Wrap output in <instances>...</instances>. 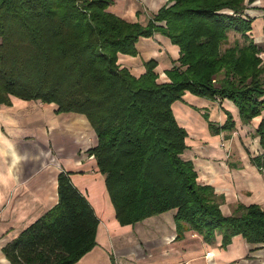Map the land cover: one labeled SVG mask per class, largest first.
<instances>
[{"label": "trees", "instance_id": "16d2710c", "mask_svg": "<svg viewBox=\"0 0 264 264\" xmlns=\"http://www.w3.org/2000/svg\"><path fill=\"white\" fill-rule=\"evenodd\" d=\"M245 1L170 0L142 24L112 12L113 0H0V106L15 96L86 116L97 138L88 153L120 224L176 209L178 238L191 229L208 243L221 235L223 247L236 235L264 243L260 205L240 204L226 215L224 195L198 182L194 161L184 157L188 131L173 110L187 91L233 101L243 123L264 110L262 48ZM231 32L242 40L230 44ZM156 33L180 48L164 82L155 59L140 76L118 62ZM225 113L221 125L204 111L213 135L235 126ZM257 132L263 144L264 120ZM251 160L264 169V153ZM58 193L56 205L4 246L11 264H75L96 245L100 219L71 172L59 174Z\"/></svg>", "mask_w": 264, "mask_h": 264}, {"label": "crops", "instance_id": "0c3cea01", "mask_svg": "<svg viewBox=\"0 0 264 264\" xmlns=\"http://www.w3.org/2000/svg\"><path fill=\"white\" fill-rule=\"evenodd\" d=\"M169 1L113 0L110 10L127 21L146 24ZM245 2L246 15L255 18L251 33L263 38L264 0ZM137 50L136 56L120 54L119 63L140 76L146 70L145 62L155 59L159 79L168 81L165 72L179 58V46L156 33L141 37ZM11 99L12 105L0 106V264H11L4 246L58 203V176L62 171L71 172L73 183L100 219L96 245L75 264H264V243H250L242 235L234 236L226 247L222 246L221 235L213 243L193 230H186L178 238L176 209L134 224H120L105 176L95 157L87 152L97 138L86 116L60 113L54 103L15 96ZM177 104L201 119L197 135L202 137L195 135L188 122L177 118L188 131L189 148L184 157L194 161L198 182L224 195L221 206L223 211L225 206L233 208L229 215L240 204H258L264 209V170L251 160L264 153L257 133L264 110L243 123L239 109L229 99L213 101L187 91L183 101H176L173 107ZM221 107L231 112L236 123L226 137V131L212 135L203 117L209 110L210 118L223 124L227 115ZM223 139L225 147L219 145ZM83 143L87 144L84 155Z\"/></svg>", "mask_w": 264, "mask_h": 264}, {"label": "rangeland", "instance_id": "374dc122", "mask_svg": "<svg viewBox=\"0 0 264 264\" xmlns=\"http://www.w3.org/2000/svg\"><path fill=\"white\" fill-rule=\"evenodd\" d=\"M262 31V35H263V38H259V37H257V35L255 34V33H253V31H252V33H251V35H252V38H254V40H255V42L262 48V52H260L259 53V56L261 57V59H262V62L264 63V29H262L261 30ZM230 39H229V42H230V44H233V42L236 40V39H239V40H242V38H241V36L239 35V34H236L235 32H231L230 33ZM119 62V61H118ZM174 63H176V60L174 61ZM122 65V64H121ZM166 73V72H165ZM159 74V77H160V73H158ZM159 81H161V79H158ZM216 101H218V100H216ZM179 102V101H178ZM181 102V101H180ZM219 102H220V100H219ZM192 104H193V102H191ZM192 109H194L193 107H191ZM222 108V107H221ZM173 110H174V113H175V115H176V117L180 120V121H186V122H188V124L189 125H191L193 128H194V132L196 133L195 135H197V132H199V123L201 122V119H199V117H197L196 115H195V117L194 116H192L191 114H188L189 112H187L185 109H183L182 108V106H180L179 104H177V105H174V107H173ZM200 111H202L201 109H199ZM222 110L225 112V110L226 109H224V108H222ZM197 112V111H196ZM199 114L201 115V113L199 112ZM227 115V114H226ZM203 118V117H202ZM186 119V120H185ZM227 119H228V115H227ZM227 119H226V121H227ZM233 119H234V117H233ZM254 119V118H253ZM226 121L223 123V124H225L226 123ZM197 122V123H196ZM234 122H235V120H234ZM195 123V124H194ZM219 123V122H218ZM221 125H223L222 123H220ZM235 124V126L233 127V129L232 130H228V131H226V133L224 134L225 135V137L226 136H229L230 135V132L231 131H233L234 129H235V127H236V123H234ZM210 130V129H209ZM193 130H192V132L190 133L191 135H193ZM222 132H225V131H222ZM221 132V133H222ZM211 133V132H210ZM220 133V134H221ZM258 133V132H257ZM212 134V133H211ZM220 134H218V135H220ZM213 135V134H212ZM260 135V134H259ZM197 136H200V137H202L203 135L202 134H199V135H197ZM222 138V137H221ZM221 147H225V145H224V139H223V141H221L220 142V144H219ZM263 145H264V142H263ZM87 146V144H85V143H83L82 145H81V151H82V153L84 152L85 153V149H84V147H86ZM190 148H192V147H190ZM88 152V151H87ZM84 153L82 154V155H84ZM262 170H264L263 168H262ZM222 205V204H221ZM221 209H222V206H221ZM233 210V208L232 207H227V206H225L224 207V211H223V213L224 214H226V215H229V213H230V211H232ZM188 230H191V229H188Z\"/></svg>", "mask_w": 264, "mask_h": 264}]
</instances>
